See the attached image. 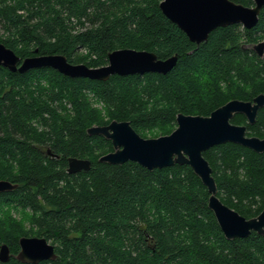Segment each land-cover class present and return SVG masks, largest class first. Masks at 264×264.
Segmentation results:
<instances>
[{"label": "trees", "instance_id": "16d2710c", "mask_svg": "<svg viewBox=\"0 0 264 264\" xmlns=\"http://www.w3.org/2000/svg\"><path fill=\"white\" fill-rule=\"evenodd\" d=\"M159 1L0 0V41L20 58L61 53L99 66L119 47L177 55L166 73L106 80L0 65V178L17 183L0 192V242L10 250L0 264H264V233L225 237L207 187L188 164L100 161L111 140L87 132L117 119L142 136L165 134L178 112L206 115L228 99L264 92V54L253 48L264 40V6L254 26H217L196 44ZM230 120L264 136V106L254 123L243 113ZM203 155L220 199L256 215L264 206V151L226 141ZM69 156L90 159L89 169L68 172ZM22 235L44 236L56 257L16 259Z\"/></svg>", "mask_w": 264, "mask_h": 264}, {"label": "water", "instance_id": "95a60500", "mask_svg": "<svg viewBox=\"0 0 264 264\" xmlns=\"http://www.w3.org/2000/svg\"><path fill=\"white\" fill-rule=\"evenodd\" d=\"M252 1L247 5L234 0H160L159 7L185 32L189 40L198 44L206 40L209 32L217 26L232 23H240L247 28L254 26L264 0ZM253 48L262 54L264 40L256 42ZM176 61V54L160 58L151 50L119 47L108 52L105 64L89 66L83 62H71L61 53H36L20 58L12 48L0 41V65L18 72L46 66L68 76L106 80L112 74L166 73ZM262 106L264 92H259L251 99H228L206 115L178 112L176 126L170 132L157 136H142L128 120L117 119L106 124L91 125L87 132L101 134L111 140L113 148L101 154L98 158L100 161L123 163L133 160L148 169L174 163L188 164L207 187V205L225 237L246 236L252 230L263 234L264 206L256 215L246 217L224 203L217 195L212 167L203 155L208 147L226 141L239 143L256 152L264 151V136L248 135L245 124L230 120L235 113H243L247 122L254 123ZM90 164L88 158L69 156L66 169L70 173L87 170ZM16 186V182L0 178V192ZM18 244L19 249L14 257L22 262L36 263L56 257L54 244L44 236L22 235L18 238ZM9 257L8 245L0 242V261H7Z\"/></svg>", "mask_w": 264, "mask_h": 264}, {"label": "rangeland", "instance_id": "374dc122", "mask_svg": "<svg viewBox=\"0 0 264 264\" xmlns=\"http://www.w3.org/2000/svg\"><path fill=\"white\" fill-rule=\"evenodd\" d=\"M263 54H264V50H263ZM95 105V104H94ZM98 105H99V103H98ZM98 105H96V106H98ZM157 135H159V134H156V135H153V136H157ZM15 216H17L15 213H13ZM27 226H28V223H25Z\"/></svg>", "mask_w": 264, "mask_h": 264}, {"label": "flooded vegetation", "instance_id": "af4514ba", "mask_svg": "<svg viewBox=\"0 0 264 264\" xmlns=\"http://www.w3.org/2000/svg\"><path fill=\"white\" fill-rule=\"evenodd\" d=\"M262 53H263V51H262Z\"/></svg>", "mask_w": 264, "mask_h": 264}]
</instances>
